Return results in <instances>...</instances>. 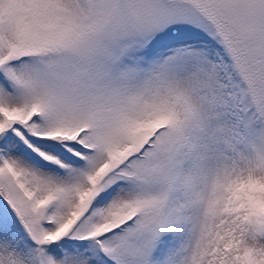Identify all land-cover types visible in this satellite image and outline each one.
Masks as SVG:
<instances>
[{
	"label": "snow or ice",
	"instance_id": "snow-or-ice-1",
	"mask_svg": "<svg viewBox=\"0 0 264 264\" xmlns=\"http://www.w3.org/2000/svg\"><path fill=\"white\" fill-rule=\"evenodd\" d=\"M0 264H264V0H0Z\"/></svg>",
	"mask_w": 264,
	"mask_h": 264
}]
</instances>
